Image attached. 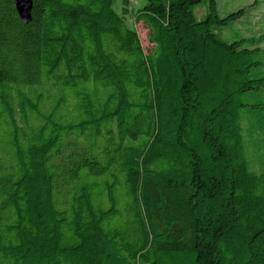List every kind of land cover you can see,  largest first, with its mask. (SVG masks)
Returning a JSON list of instances; mask_svg holds the SVG:
<instances>
[{
  "label": "trees",
  "instance_id": "1",
  "mask_svg": "<svg viewBox=\"0 0 264 264\" xmlns=\"http://www.w3.org/2000/svg\"><path fill=\"white\" fill-rule=\"evenodd\" d=\"M202 1L0 0V264H264V48Z\"/></svg>",
  "mask_w": 264,
  "mask_h": 264
},
{
  "label": "rangeland",
  "instance_id": "2",
  "mask_svg": "<svg viewBox=\"0 0 264 264\" xmlns=\"http://www.w3.org/2000/svg\"><path fill=\"white\" fill-rule=\"evenodd\" d=\"M217 12L221 18L231 13L243 10V16L223 28H218L222 41L231 43L240 39H260V46L264 48V0H214ZM131 9L139 8V0H129ZM208 0H203L195 10L197 19H204L207 14ZM120 0L116 5L119 10ZM132 23V21H131ZM141 46L145 52L151 49L148 43V30L142 23H134ZM264 59V54L259 56ZM257 76H264V64L256 69ZM241 103L248 106L261 105V108L243 110L242 136L243 156L242 162L250 173L261 174L264 171V90L245 94Z\"/></svg>",
  "mask_w": 264,
  "mask_h": 264
},
{
  "label": "water",
  "instance_id": "3",
  "mask_svg": "<svg viewBox=\"0 0 264 264\" xmlns=\"http://www.w3.org/2000/svg\"><path fill=\"white\" fill-rule=\"evenodd\" d=\"M15 11L22 24L31 22L32 0H13Z\"/></svg>",
  "mask_w": 264,
  "mask_h": 264
}]
</instances>
